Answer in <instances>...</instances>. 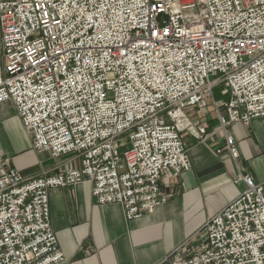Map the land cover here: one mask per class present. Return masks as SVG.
Returning a JSON list of instances; mask_svg holds the SVG:
<instances>
[{
	"label": "built area",
	"instance_id": "built-area-1",
	"mask_svg": "<svg viewBox=\"0 0 264 264\" xmlns=\"http://www.w3.org/2000/svg\"><path fill=\"white\" fill-rule=\"evenodd\" d=\"M0 33V104L33 148L80 164L28 179L0 158V264L65 261L53 189L90 181L128 220L165 204L163 172L191 169L186 108L213 101L235 159L228 127L264 117V0H0ZM243 180L169 264H264V185Z\"/></svg>",
	"mask_w": 264,
	"mask_h": 264
},
{
	"label": "crops",
	"instance_id": "crops-1",
	"mask_svg": "<svg viewBox=\"0 0 264 264\" xmlns=\"http://www.w3.org/2000/svg\"><path fill=\"white\" fill-rule=\"evenodd\" d=\"M1 49L0 33V54ZM183 115L189 127L180 135L191 169L163 172L160 185L169 200L153 213L128 220L120 205L96 202L90 181L50 191L51 226L65 255L59 264H169L166 260L208 219L241 195L243 177L264 185V117L228 127L239 152L235 159L226 150L217 153L226 138L212 100L204 109L186 108ZM0 158L28 179L80 166L74 155L53 158L33 148L10 101L0 104Z\"/></svg>",
	"mask_w": 264,
	"mask_h": 264
},
{
	"label": "rangeland",
	"instance_id": "rangeland-1",
	"mask_svg": "<svg viewBox=\"0 0 264 264\" xmlns=\"http://www.w3.org/2000/svg\"><path fill=\"white\" fill-rule=\"evenodd\" d=\"M214 97H215V99H219V98L222 97V96L220 95V88H217V89L214 90ZM222 98H223V97H222ZM223 150H225V149H224V148L221 149V152H222ZM221 152H220V153H221ZM199 233H201V231H200ZM199 233H198V235H199Z\"/></svg>",
	"mask_w": 264,
	"mask_h": 264
}]
</instances>
